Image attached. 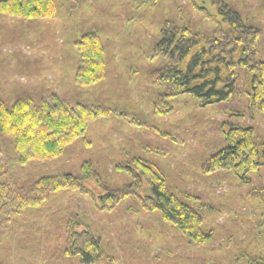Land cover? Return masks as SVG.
Here are the masks:
<instances>
[{
	"label": "rangeland",
	"instance_id": "obj_1",
	"mask_svg": "<svg viewBox=\"0 0 264 264\" xmlns=\"http://www.w3.org/2000/svg\"><path fill=\"white\" fill-rule=\"evenodd\" d=\"M230 2L259 29L264 61L263 0ZM56 13L27 18L0 12V97L11 105L26 95L39 102L56 92L70 103L102 106L107 113L59 156L17 166L15 178L29 185L41 176H81L80 165L89 161L100 181L85 179L82 188L57 191L42 208L12 217L1 235V264H88L67 252L74 214L82 221L75 231L101 237L103 254L90 264H230L233 251L264 231V168L244 184L224 170L206 173L203 163L224 145L231 123L253 126L264 140V113L248 94L252 74L238 69L230 100L205 106L191 94L162 96L153 75L165 64L154 51L165 24L174 21L211 34L222 21L216 8L210 0H57ZM90 30L102 39L106 75L80 86L74 42ZM140 161L160 170L174 194L192 197L189 202L200 208L206 230L213 232L204 244L190 241L160 209L142 206L141 199L152 192L136 166ZM137 175L139 189L114 208L105 206L100 196L134 183ZM229 238L232 246L220 250Z\"/></svg>",
	"mask_w": 264,
	"mask_h": 264
},
{
	"label": "trees",
	"instance_id": "obj_2",
	"mask_svg": "<svg viewBox=\"0 0 264 264\" xmlns=\"http://www.w3.org/2000/svg\"><path fill=\"white\" fill-rule=\"evenodd\" d=\"M230 1L210 0L222 19L211 34L201 30L193 32L190 26L174 21L165 24L154 48L155 55L163 56L165 64L153 72L154 83L163 89L162 96L191 94L205 106L229 101L236 92L237 70L244 69L252 74L248 90L251 105L264 113V61L258 47L260 31L248 23ZM0 12L18 17L52 18L57 14V0H0ZM74 45L78 53L75 82L80 86L100 82L106 75V66L104 45L97 30L83 33ZM106 113L107 109L102 106L70 103L56 92L43 96L39 102L26 95L11 105L0 97V240L12 217L28 209L42 208L57 191L82 188L85 179L100 181L89 161L80 165L81 176L70 173L41 176L29 185H21L20 176L15 178V173L17 166L59 156L66 146L86 132L92 120ZM224 142L205 159L203 170L206 173L224 170L244 184L251 183L254 176L260 177L264 168V140L257 136L253 126L229 124ZM136 166L152 192L141 199L144 208L160 209L164 218L196 245L212 237L213 232L204 226L200 208L189 202L191 196L180 197L166 188L164 174L157 168L141 161ZM141 175H137L134 183L107 191L100 199L108 208H114L134 189L140 188ZM80 223L79 214L69 220L67 252L81 255L82 260L90 264L103 254L101 237L90 230L75 231ZM230 239L224 247L219 246L220 250L232 246ZM251 243L235 254L233 251L228 258L230 264H264V231L255 235ZM221 253L218 251L216 255Z\"/></svg>",
	"mask_w": 264,
	"mask_h": 264
}]
</instances>
